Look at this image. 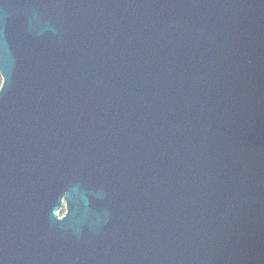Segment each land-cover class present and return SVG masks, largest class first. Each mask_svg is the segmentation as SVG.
<instances>
[{"label": "water", "instance_id": "water-1", "mask_svg": "<svg viewBox=\"0 0 264 264\" xmlns=\"http://www.w3.org/2000/svg\"><path fill=\"white\" fill-rule=\"evenodd\" d=\"M0 78V264H264V0H0Z\"/></svg>", "mask_w": 264, "mask_h": 264}, {"label": "trees", "instance_id": "trees-1", "mask_svg": "<svg viewBox=\"0 0 264 264\" xmlns=\"http://www.w3.org/2000/svg\"><path fill=\"white\" fill-rule=\"evenodd\" d=\"M0 80H1V78H0ZM0 86H1V81H0Z\"/></svg>", "mask_w": 264, "mask_h": 264}, {"label": "flooded vegetation", "instance_id": "flooded-vegetation-1", "mask_svg": "<svg viewBox=\"0 0 264 264\" xmlns=\"http://www.w3.org/2000/svg\"><path fill=\"white\" fill-rule=\"evenodd\" d=\"M61 216H62V214H61Z\"/></svg>", "mask_w": 264, "mask_h": 264}]
</instances>
